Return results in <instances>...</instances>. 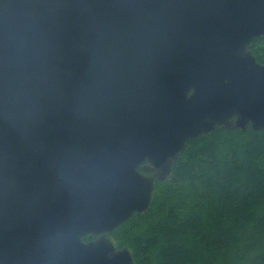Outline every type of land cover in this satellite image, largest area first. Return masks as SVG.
<instances>
[{
  "label": "water",
  "instance_id": "obj_1",
  "mask_svg": "<svg viewBox=\"0 0 264 264\" xmlns=\"http://www.w3.org/2000/svg\"><path fill=\"white\" fill-rule=\"evenodd\" d=\"M262 35L264 0H0V264H136L187 142L264 134Z\"/></svg>",
  "mask_w": 264,
  "mask_h": 264
},
{
  "label": "trees",
  "instance_id": "obj_2",
  "mask_svg": "<svg viewBox=\"0 0 264 264\" xmlns=\"http://www.w3.org/2000/svg\"><path fill=\"white\" fill-rule=\"evenodd\" d=\"M249 47L264 63V35ZM112 235L136 264H264L263 132L220 127L190 139L148 212Z\"/></svg>",
  "mask_w": 264,
  "mask_h": 264
},
{
  "label": "flooded vegetation",
  "instance_id": "obj_3",
  "mask_svg": "<svg viewBox=\"0 0 264 264\" xmlns=\"http://www.w3.org/2000/svg\"><path fill=\"white\" fill-rule=\"evenodd\" d=\"M93 238H94V237H93ZM93 238H92V239H93Z\"/></svg>",
  "mask_w": 264,
  "mask_h": 264
}]
</instances>
